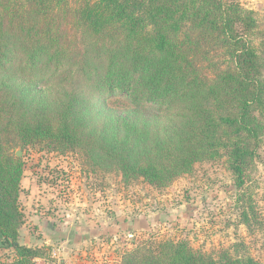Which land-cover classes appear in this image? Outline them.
Returning <instances> with one entry per match:
<instances>
[{"label":"trees","instance_id":"1","mask_svg":"<svg viewBox=\"0 0 264 264\" xmlns=\"http://www.w3.org/2000/svg\"><path fill=\"white\" fill-rule=\"evenodd\" d=\"M259 31L252 11L223 0H0V250L13 254L0 264H34L40 248L21 242L22 162L5 134L20 136L15 148L50 137L160 187L222 153L241 178L264 136ZM116 103L130 114L109 113ZM162 245L121 264H260Z\"/></svg>","mask_w":264,"mask_h":264},{"label":"rangeland","instance_id":"2","mask_svg":"<svg viewBox=\"0 0 264 264\" xmlns=\"http://www.w3.org/2000/svg\"><path fill=\"white\" fill-rule=\"evenodd\" d=\"M223 1L237 2L254 13L264 48V0ZM13 72L16 82L27 83L31 78L21 68ZM38 75L47 76L43 71ZM45 81L35 80L38 89ZM47 93L51 101L53 93ZM86 93L91 95V91ZM102 95L92 94L95 102ZM109 113L125 116L130 108L116 103ZM5 136L13 146V156L22 162L19 201L26 229L32 234L28 241L32 247L40 241L34 264H121L137 248L152 246L159 253L162 243L180 242L216 258L228 252L264 264V136L241 178L222 153L215 159L196 161L190 171L164 187L142 177L126 179L110 160L55 145L50 137L15 148L20 136ZM38 195L45 200L41 198L44 203L38 202L35 209L43 211L50 236L39 233L37 240L26 202ZM49 215L53 221L47 219ZM63 236L68 238L63 240ZM10 257L13 254L0 250V262Z\"/></svg>","mask_w":264,"mask_h":264},{"label":"crops","instance_id":"3","mask_svg":"<svg viewBox=\"0 0 264 264\" xmlns=\"http://www.w3.org/2000/svg\"><path fill=\"white\" fill-rule=\"evenodd\" d=\"M25 187L26 186H24V188ZM41 198H42V201L45 200V196L38 195L37 198H34V196L32 198V196H31V201L26 202L27 205H28V208H29V212L32 211L31 212V217L29 219H30V221H33L34 222V225H36L32 229L34 231V239H37V237H41L39 235V233L42 234L44 237H48L49 238V236H50V234L48 232L49 230H48V228L46 226V223H47L46 221L47 220H45L46 217H44L43 211L41 209H35L37 207V205H38V202H40V199ZM40 203H44V202H40ZM47 219H50L51 221H53V217H51V215H49ZM27 223L28 222H26V218H25V222L22 225V228L20 230V233H21V242L23 244H25V245L32 246V244L30 245L29 244V241H28L29 240L28 238L31 237L32 234L30 232H28L27 229H26ZM56 223H60V222H56ZM52 226H54V224ZM57 226H59V225H57ZM63 238H64L63 240H66V238H68V237L63 236ZM34 242H36V241L34 240ZM39 243H40V241L39 242H36L35 244L38 245V246H40Z\"/></svg>","mask_w":264,"mask_h":264}]
</instances>
